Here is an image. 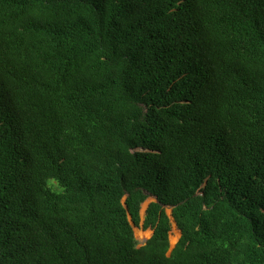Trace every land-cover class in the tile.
Returning <instances> with one entry per match:
<instances>
[{"label": "trees", "instance_id": "trees-1", "mask_svg": "<svg viewBox=\"0 0 264 264\" xmlns=\"http://www.w3.org/2000/svg\"><path fill=\"white\" fill-rule=\"evenodd\" d=\"M0 264H264V0H0Z\"/></svg>", "mask_w": 264, "mask_h": 264}, {"label": "rangeland", "instance_id": "rangeland-1", "mask_svg": "<svg viewBox=\"0 0 264 264\" xmlns=\"http://www.w3.org/2000/svg\"><path fill=\"white\" fill-rule=\"evenodd\" d=\"M151 201H154V199L149 198L141 205V209H140L141 220H143L145 210ZM167 211L169 213V209H167ZM133 230H134V236L136 238L138 246L143 245L146 242V240L151 236V230L150 229L143 230L141 227H138V228L133 227ZM179 236H180V233L177 230V228H176V226L172 220L171 230L169 232V243H170V245H169V249L167 251V254L170 253V251L172 250V248L176 244L177 240L179 239Z\"/></svg>", "mask_w": 264, "mask_h": 264}, {"label": "water", "instance_id": "water-1", "mask_svg": "<svg viewBox=\"0 0 264 264\" xmlns=\"http://www.w3.org/2000/svg\"><path fill=\"white\" fill-rule=\"evenodd\" d=\"M154 200H156V198H153Z\"/></svg>", "mask_w": 264, "mask_h": 264}]
</instances>
